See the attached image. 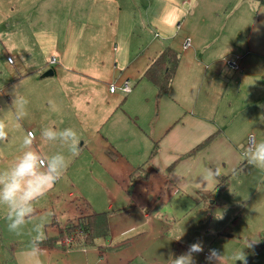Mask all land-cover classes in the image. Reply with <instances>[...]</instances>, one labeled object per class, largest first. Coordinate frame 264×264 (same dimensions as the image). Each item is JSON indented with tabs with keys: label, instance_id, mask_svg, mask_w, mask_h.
<instances>
[{
	"label": "rangeland",
	"instance_id": "rangeland-1",
	"mask_svg": "<svg viewBox=\"0 0 264 264\" xmlns=\"http://www.w3.org/2000/svg\"><path fill=\"white\" fill-rule=\"evenodd\" d=\"M32 1L35 7L32 6L31 0H0V120L4 121L8 132L7 140L0 142V147H8L7 163L12 167L25 150L22 141L30 131L35 137L33 150L38 151L45 158L61 152L67 158L68 166L54 187L33 202V206L39 211L29 218L30 221L19 235L8 229L6 220L8 211L0 215V264H61L67 261L66 252L60 249L51 252L52 255L45 252V249L49 248H40L41 251L36 256L30 252V242L36 235L34 227L41 226L45 236L51 234L52 229L47 223L53 216L60 215L62 220L70 218L59 222L56 239L65 244L68 241L70 245L66 226L74 223L77 214L89 213L91 210H111L112 215L118 213L117 226H123L138 221L144 211L143 207L150 205L148 190L151 189L156 194L154 179L135 181L130 193L127 194V184L117 177L120 168H106L102 164H96L99 160L92 161L90 142L94 138L91 136L99 132L104 133L106 126L99 128L95 117L103 109H109L112 103H118L113 107L115 111L112 119L119 122L117 117L120 116L124 131H130L137 124L146 133L141 137L140 149L134 152V157H126L132 162L136 158L146 156L154 141L173 122L179 121L176 127L182 128L184 124L180 122L184 119L182 116L186 109L191 110L194 103L196 112L202 109L200 113L204 121L202 129L198 125L196 127V122L188 126L186 123L179 136L196 131L197 133L191 136L195 139L202 132H207V136L200 140L202 142L211 133L219 132L195 151L198 156L194 161L196 163L194 165L202 170V174L208 167L215 166L219 167L221 173L229 174L226 188L222 189L218 186L213 192L215 197H221L219 204L214 206L208 204L206 208H210L207 210L211 214L204 216L206 228L210 229V222H214L217 229L224 230L222 247L217 245L215 249L222 250L223 258L226 262H231L232 252L244 247L245 238L264 237V230L261 229L263 223H254L250 217H246L248 202L255 197L258 201L260 199L258 197L260 188H250L249 184L246 185L250 178L248 173L251 168H255L246 165L240 152L236 153L234 160L228 144L230 137H236L233 139H237L236 146L239 150H244L248 146V134L251 130L248 128L246 118H259V109L262 108L259 104H264V95H260L263 100H259L258 95L254 96L255 92L250 91L255 87L264 86L262 83L264 81V0H190V3H186L185 0H131V3L130 0H112L110 7L113 8L118 4L126 6L131 4L127 24L120 21V15L115 9L110 20L104 22L102 17L98 22L99 16L106 14L103 10L108 6L107 2L103 0L86 2L83 6L86 8L85 14L89 15L86 16L88 20L84 23L89 27L90 22H93L90 24L91 28L89 27L90 32L94 31L97 36L108 31L110 38L104 41L108 48L105 56L111 60L114 59L112 55L115 51L118 54L133 51L138 46L137 40L141 45L152 41L153 38L160 39L164 42L163 45H166L168 40L165 39L166 37L161 38L162 34L168 32L174 34L175 31L178 34L177 36L175 34L176 38L187 35L189 39L185 47H178L180 73L174 84L175 90L173 89L169 95L164 93L158 96L156 88L149 80L132 79L128 81L129 86L133 87L130 94L123 96L117 90L112 96L108 88L105 90L101 85L100 98L90 105L78 101L77 98L83 93L73 89L78 86L76 81L68 82V93L65 95L67 81L61 79L58 73L46 77L47 80H42L43 83L47 81L45 85H35L33 80L26 81V79L23 83L13 81L14 76H17V69L23 71L20 69L21 66L42 62L45 66L55 65L58 68L60 63V58L56 56L55 60L58 62L54 64L50 62L59 44L55 41V38L59 37L58 28L53 23L57 20L62 22L61 17H64L62 13H57L55 8L67 4H61L60 0ZM72 4L76 6V0H73ZM108 9L105 8L106 11ZM69 15L71 14L68 10V17ZM176 20H181L182 25L179 30L175 28ZM62 29L64 28L60 25L59 30ZM154 29L159 32L160 38L154 37ZM112 30L113 33L109 34ZM180 39L176 41V45H184L186 39L182 44ZM115 45L117 49L114 51ZM70 58L72 64L84 69L92 64L88 57ZM39 75L44 77L43 72H40L32 75L31 78ZM39 87V93L32 92ZM45 89H57L56 93L62 95L56 94L58 99L55 106L47 104L49 100L44 96ZM213 92L221 95L212 99ZM64 95L65 98L70 95L67 103ZM210 99L218 103L223 102L219 104V110L212 109L213 102ZM227 99L231 100V114L225 111L228 118H224L219 112H223L225 103H228ZM32 102L33 105L30 104ZM171 109L173 113L170 112ZM196 112H193V116L199 118ZM20 113H23L22 118H18ZM36 116L40 121L38 125L30 121ZM48 127L57 131L69 127L74 129L79 138V154L72 156L67 146H64L59 139L48 141L44 138L41 134L42 130ZM233 133H236V136H233ZM150 138H153V141ZM186 154L188 156V152ZM177 162L173 159L167 165L179 166L175 173L179 175L182 173L186 178L182 182L181 189L183 186L186 188H191L192 185L200 186L202 177L195 178L192 172L193 159L185 157ZM171 167H166V174L170 172ZM244 185L247 190L241 189ZM69 191H72V197L68 195ZM177 194L169 203L162 204L156 200L153 211L167 213V206L170 204L178 206L187 200ZM238 196L241 201H236ZM154 197L158 199L159 196ZM255 202L256 200H253L252 205ZM201 216L203 212H199L197 217L201 218ZM188 218H192V214ZM235 224L243 238H232ZM63 237L65 242L62 240ZM209 249L213 248L209 246ZM247 253L251 254L248 264H264L263 243L257 244L254 250L248 249Z\"/></svg>",
	"mask_w": 264,
	"mask_h": 264
},
{
	"label": "crops",
	"instance_id": "crops-1",
	"mask_svg": "<svg viewBox=\"0 0 264 264\" xmlns=\"http://www.w3.org/2000/svg\"><path fill=\"white\" fill-rule=\"evenodd\" d=\"M90 1L98 2L99 0H76V6H73L74 5L72 4L73 0H60L61 4L65 3L67 5L61 8L59 7L55 8L56 12L62 13V16L64 15V17H61L62 22H58L57 20L53 23V25L58 28L57 34H59V37L55 38V41L56 43L59 44L56 46L54 54H52L51 56V58L53 59L55 58V56L60 58L59 67L56 68L55 65L45 66L44 64H42V62H39L36 65L32 64V65L21 66L20 69H22L23 71L17 69L16 72L17 76H14L13 78L14 82L23 83V81L26 79V81L33 80L34 81L33 84L35 85H39V84L45 85L47 81H44L43 83L42 80H47L45 79L46 77L54 75V73H58L61 79L67 81L65 83L67 85L64 84L67 87L64 94L66 95L68 93V88H69L68 82L76 81L78 86L73 89H78L83 93L81 96H79V98H77L79 99L78 101L82 104L90 105V104H94L95 100H98L100 98L101 85L102 88H104L105 90H107L106 88H108V92L112 96L116 93L117 90L121 92L123 96L130 94L132 92L133 87H131L132 89L130 92L125 93L120 88L119 89L121 91L117 89V87L115 91H110L109 85L113 83L115 86H119L121 83L132 79L133 80L137 79L138 81L142 80V78L145 79L143 77L145 68L155 57V55H157L162 50L164 46L169 45L173 47L175 50H179L180 48L178 47L183 48L182 47L183 45L180 44L176 45V41L180 39L182 36L176 38V36L178 35L176 34V31L173 32L174 34L168 32L167 34H162L163 37H161V38L166 37L165 39L168 40L167 42L168 44L166 45H163L164 42H162L160 39L153 38L152 41H148L146 42V44L141 43V45H139L140 41L137 40L138 46L133 51L128 52L126 54L124 53L118 54L117 51H115L117 49L115 45L113 47L115 53H113L112 55L114 59L112 60L109 59V57L105 56V52L108 48H106V42H104L105 40L110 38V36L108 35V31H104L101 34H99V36H97V34L94 31H93L94 33L90 32L91 31L90 24L93 22H90L89 24L90 28L86 27L88 26V24L84 23L85 20H88V17L86 16L89 15L87 13L85 14L86 8L84 7L85 6L84 4ZM103 1L107 2L108 6L105 8H109V9L108 11H106L104 8L103 13L106 14L104 16L102 15L99 16V19H97L98 22L102 20V17H104V22L110 20L114 13V9L116 10L117 14L120 15L119 16V18H121L120 21H124L125 24H127L126 22H129V12H130L129 6L131 4L127 6L118 4L116 7L113 8V6L110 7V3L112 2V0H103ZM185 2L190 3V0H185ZM32 3H34V1L31 0V4ZM129 3H131V0L129 1ZM57 5L58 4H56V6ZM132 6L134 5L132 4ZM68 10L71 14L69 15V17H68ZM147 14H149V11H147ZM147 17L149 18L148 15ZM174 24L176 29L179 30L181 28L182 25L181 20L179 21L176 20ZM60 25L61 27L64 28L61 31L59 30ZM118 30H119V26H118ZM112 33L113 30L109 32V34ZM158 33L159 32L154 29L155 38H160ZM185 39L188 40L187 35L185 36L183 35L182 41L180 39L181 44ZM173 42H175V44ZM185 49H187V47ZM78 56H80L81 58H85V57L90 58L92 62L91 66L84 69L70 62L71 61L70 57L78 58ZM21 59L23 61V57ZM12 62L15 63L14 61ZM50 62L51 64L52 63L54 64L57 63L58 61L54 60V62H52L51 59ZM47 69H52V73L50 75H44V77L43 75H39L36 76L35 78H31L32 75L39 74L40 72H44ZM179 69H180V65L178 63V66L176 68V73L170 84L171 87L167 92L168 93L167 95H169L174 89L175 81L177 80L178 75L180 73ZM80 75H85V76H80ZM262 83L264 85V81ZM45 90L46 91L44 93V96L46 97L47 100H49L47 104L50 103L51 105L55 106L56 100L58 99L56 98V94L58 96L61 94H58L59 92L56 93L57 89L54 90L45 89ZM250 91L255 92L254 96L258 95L257 99L263 100L260 95H264V86L255 87V89H251ZM32 92H34L35 94L39 93L40 87L39 89H35ZM222 92L223 95L225 90ZM65 95H64V100L67 103L68 97L70 95H68L67 98H65ZM220 95L221 93L213 92L212 99L214 97H219ZM212 99H210L213 102L212 109L215 111L219 110V104L223 102L218 103V101L215 102ZM227 101L228 103H225L226 105L223 108V112H219L223 114L224 118H228V115H226L225 111L231 114L230 112L231 100L227 99ZM30 104L33 105L34 103L32 102ZM117 104L118 103L115 104L112 103L109 109L108 108L103 109L102 112L97 114L95 117V120L97 121L99 128H102L103 125L106 126L104 129V133L101 134L99 132V134H95V135L93 134L91 136L94 138V140L90 142L92 143V145H90L91 150L89 149L92 154V161L99 160L101 161V163L99 161H96V164H102L103 167L106 168L107 167L112 169L120 168L121 170L117 174V177L119 180L127 184L126 185L127 194L130 193L131 187L134 185V182L138 181L139 179L141 180L154 179L153 182L155 183L156 194L153 193L151 189L148 190V193L150 195V205L143 207L144 211L142 212V215L138 221L133 223L123 224V226H117L118 224L116 222L119 221L117 219L118 213L112 215L113 211L106 209L101 211H95V212L107 211L109 232L103 238L102 237L96 238L95 244H91L90 246L78 244V243H74V244L71 243L70 245H68V241H66L67 244H65L60 242L59 239L56 241L59 233V228H58V225H60L59 222L65 221L70 218L62 220L60 215L53 216L52 219L47 223L50 226V229H52V233L45 236L46 238L43 241V243L40 245V248H49V249H45V252L47 254L48 253L51 254V252H53L54 250L59 251V249L62 250V252L65 251L67 254L66 258L68 259L67 261H64V263L61 264H169L170 256L179 255L185 252L191 243L197 240H201L203 241L204 251L199 254H196L195 260H196V264H207L205 257L208 253L209 246L213 249H215L217 245L222 247V240H223L222 234L224 233V230H219L217 229V227H215L216 224H214V222H210L211 223L210 229L206 228L207 225L204 224L206 220L204 216L211 214V212L207 210L210 208H206V206H208V204L209 206L217 205L221 200V197H215L216 195L213 193L215 192L216 188H218L217 187L218 177L213 179L212 182H210L211 184L210 185L207 184V186L205 182V183H201L200 186L192 185L191 188H186L185 186H183L181 189V186L183 185L182 182L186 178L183 177L182 173L181 175L175 173V170L179 169V166L175 167L176 164L173 167L167 165L168 162L173 159L174 161L176 160L179 162L180 159H184L185 157H190V159H193V164L191 165V167L194 177L201 179L200 177L202 174V170H200L199 167H197V165H194L196 164L194 162L196 156H198L197 152L193 153L192 155L188 154V156L186 153L192 150L193 148H195V145L200 143V140H202L205 136H207V132L204 133L202 132L195 139L192 138L191 136L195 135V133H197L196 131L195 132L192 131L191 133H185L182 136H179V134L184 130L185 128L184 125L186 123H187L186 126H188L189 124H194L196 122V127L199 126L202 129V122H204L202 119L203 115L200 114L202 109L196 112L195 103L191 107V110L193 112L195 111L196 113H198L199 118L193 116L194 113L191 110L186 109V112L182 116L184 119H181L180 122L184 124L183 127L182 128L176 127L177 124H179V121H177V122H173L169 126V128H166L163 134L160 135V137H158L154 141L152 147L154 146V144H156L157 150L149 161L147 160V158L149 157V154L153 149L152 147L149 153L146 155L147 158L146 156H142L139 159L136 158V160L132 162L126 157H131V158L134 157V152L140 149L139 144L141 141V137L146 133L145 131L142 130V128L138 127L137 124L130 131H124L120 123L121 117L120 116L117 117L119 119V122L114 121L112 119L115 111L113 107H116ZM263 106L264 104H259V107H262L259 109V118L256 119L252 117L248 119L246 118V123H248L247 124L248 128H250L251 130L249 131L251 132L249 134L254 135V142L264 141V107ZM172 109L170 110L171 113H173ZM36 117L32 118L30 121H32V124L38 125L40 121L39 118ZM231 117H233V115ZM135 118H137V116H135ZM253 123H255L256 125H253ZM216 124L217 122L214 119V125ZM231 125H233V122L231 123ZM220 132H222V130H220ZM233 136H236V133H233ZM230 138L231 139L229 140L228 144L232 151L231 155L233 156L234 160H236V153L240 152V155L242 156L244 150L243 149L239 150V148L236 146L238 145L237 143L238 141L237 139L236 140L233 139L236 137H230ZM150 140L153 141V138H150ZM3 147L4 148L0 147V172L7 171L11 168L7 163L8 147L6 146ZM166 167L172 168L170 169V172L168 174H166L167 171ZM220 174L226 175L224 173H221V171ZM248 175L250 178L248 182H246V185L249 184L250 188H254V187L260 188L259 190L260 194L258 196L260 197V199L258 201V198L255 197L248 202L246 207H248L249 210L246 209V217H250V219L254 223H259V222L263 223V225L261 226L263 228L261 229L264 230V170L259 168H255V169L251 168V171L248 173ZM245 188L246 186L244 185L243 188L241 189L244 190ZM177 193L180 194V197L182 196L183 198H187V200H185L178 206L170 204L169 206H167V213L158 210L153 211L154 209L153 206L156 200H159L160 203L162 204L166 202L169 203L175 196L178 195ZM68 195L72 197L73 196L72 191H69ZM156 195L159 196L158 199H155L154 196ZM253 200H256V202L252 205ZM236 201H241L239 196ZM35 210H36L35 212L39 211L38 209ZM7 211L8 209L5 205H0V215L3 212H7ZM93 211L94 210H91L89 212H93ZM199 212H203V216H201V218L197 217ZM82 214L84 215L89 213L81 212L80 214L77 215L79 216ZM191 214H192V218H188ZM195 221H197V223H195ZM235 225L236 228L234 227V233L231 234L232 238L233 237H237L239 239L243 238L238 233L239 231L237 230V224ZM179 237L180 239L177 240V238ZM261 239L258 244H262V243L264 244V237H261ZM62 240L63 242H65L64 237L62 238ZM240 249L241 247L237 248L232 252V254ZM216 250L222 253V250L219 249ZM244 251L245 253H247L248 249L245 248ZM250 257L251 254L247 253L248 261L250 260ZM223 264H234V261L226 262V260L223 258ZM236 264H241V262L237 261Z\"/></svg>",
	"mask_w": 264,
	"mask_h": 264
},
{
	"label": "clouds",
	"instance_id": "clouds-1",
	"mask_svg": "<svg viewBox=\"0 0 264 264\" xmlns=\"http://www.w3.org/2000/svg\"><path fill=\"white\" fill-rule=\"evenodd\" d=\"M23 113L18 114L22 118ZM6 124L0 120V142L8 138ZM42 136L48 141L59 139L64 146H67L72 156L79 154V138L77 132L72 128H65L57 131L52 127L44 128ZM35 137L28 133L22 141L25 149L14 165L7 171L0 172V205L8 209L6 220L8 229L19 235L30 217L35 215L33 202L43 197L51 190L61 178L68 166V160L61 152H57L47 158L38 151L33 150ZM243 160L248 166L264 170V141L250 142L243 151ZM220 174L218 166L208 167L205 173L201 174V183L215 179ZM36 235L30 242V252L33 256L40 253V245L45 240L42 227H34ZM181 237V236H180ZM177 238V240L180 239ZM260 239L248 237L245 239L244 247L235 251L231 259L236 264H248L247 253L244 249L254 250ZM204 251L203 241L197 240L191 243L187 250L179 255L169 257V264H196L195 255ZM207 264H223V255L216 249H209L205 257Z\"/></svg>",
	"mask_w": 264,
	"mask_h": 264
},
{
	"label": "trees",
	"instance_id": "trees-1",
	"mask_svg": "<svg viewBox=\"0 0 264 264\" xmlns=\"http://www.w3.org/2000/svg\"><path fill=\"white\" fill-rule=\"evenodd\" d=\"M180 60L179 51L175 50L173 47L167 45L162 48V50L155 55L151 62L147 65L144 70L143 77L152 82L154 87L157 89L158 96L167 93L170 89V84L176 73V68ZM218 132L211 133L210 136L204 139L202 142L195 145V148L190 150L188 154H193L195 151L204 145L210 137H213ZM156 144L152 147L149 157H151L156 152ZM147 161V162H148ZM229 174L223 175L219 174L217 187L225 188L229 183ZM70 243H78L83 245L95 244V240L98 237H105L109 232L108 227V213L104 212H89V214H82L77 217L74 223H70L66 226Z\"/></svg>",
	"mask_w": 264,
	"mask_h": 264
},
{
	"label": "built area",
	"instance_id": "built-area-1",
	"mask_svg": "<svg viewBox=\"0 0 264 264\" xmlns=\"http://www.w3.org/2000/svg\"><path fill=\"white\" fill-rule=\"evenodd\" d=\"M188 40L185 41L183 47L186 46V44H188ZM8 60H11L10 57H7ZM52 59V62H54L55 58H51ZM116 87L117 88H120L123 92L127 93V92H130L131 91V87L129 86L128 84V81H125L123 83H121L119 86H115L113 83L109 85V88H110V91H115L116 90ZM28 133H31L30 131H28ZM250 142H254V135L253 134H249L248 135V145Z\"/></svg>",
	"mask_w": 264,
	"mask_h": 264
},
{
	"label": "water",
	"instance_id": "water-1",
	"mask_svg": "<svg viewBox=\"0 0 264 264\" xmlns=\"http://www.w3.org/2000/svg\"><path fill=\"white\" fill-rule=\"evenodd\" d=\"M52 73V69H47L43 72L44 75H50Z\"/></svg>",
	"mask_w": 264,
	"mask_h": 264
}]
</instances>
